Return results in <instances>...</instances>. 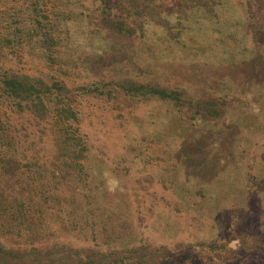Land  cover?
<instances>
[{"label":"rangeland","instance_id":"374dc122","mask_svg":"<svg viewBox=\"0 0 264 264\" xmlns=\"http://www.w3.org/2000/svg\"><path fill=\"white\" fill-rule=\"evenodd\" d=\"M1 75L46 112L0 100L1 242L264 264V0H0Z\"/></svg>","mask_w":264,"mask_h":264},{"label":"trees","instance_id":"16d2710c","mask_svg":"<svg viewBox=\"0 0 264 264\" xmlns=\"http://www.w3.org/2000/svg\"><path fill=\"white\" fill-rule=\"evenodd\" d=\"M41 82L32 81L28 76L18 77L14 75L0 76V100H4L8 107L19 108L20 111L27 110L29 113L43 117L46 112L41 97ZM137 91H145L161 98H172L173 93L151 88L149 86H135ZM144 93V92H143ZM41 114H40V113ZM5 202V201H2ZM1 202V203H2ZM67 254L79 258L80 252L66 248ZM48 252L32 245L9 246L0 241V264H46ZM96 256V255H94ZM86 264H94L92 256H86ZM35 258V259H34ZM65 264H68L67 261ZM138 264V263H137Z\"/></svg>","mask_w":264,"mask_h":264}]
</instances>
